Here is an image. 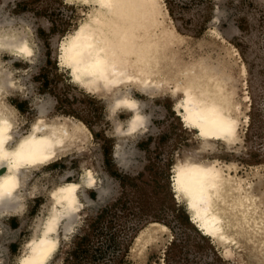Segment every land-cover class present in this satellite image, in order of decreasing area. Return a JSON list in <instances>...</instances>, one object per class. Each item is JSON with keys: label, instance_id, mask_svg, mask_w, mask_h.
Masks as SVG:
<instances>
[{"label": "rangeland", "instance_id": "obj_1", "mask_svg": "<svg viewBox=\"0 0 264 264\" xmlns=\"http://www.w3.org/2000/svg\"><path fill=\"white\" fill-rule=\"evenodd\" d=\"M163 1L170 17L166 37L182 65L204 58L215 68L223 66L217 68L223 73L234 71L232 67L241 71L243 86L236 88L242 107L240 140L227 150L215 142V150L203 152L205 160L215 157L225 169L231 165L228 175L251 183L264 221V0ZM90 6L79 0H0V31L24 34L33 47L28 62L0 52L2 65L20 85L16 93L3 96L16 107L19 128L25 131L40 111L49 120L62 115L81 120L91 132L83 148L70 147L33 171L21 214L2 220L0 264H14L20 243L45 209L52 182L74 178L83 164L98 171L101 179L96 188L82 192L81 216L50 264H264V257L258 258L264 249L255 251L257 258L234 249L224 254L184 213L175 197L173 170L177 157L193 142L166 95L130 89L140 101L144 124L118 141L109 132L126 113L119 109L107 114L105 94L70 81L58 61L59 39ZM211 28L221 38H214ZM154 217L169 220L174 229L160 222L167 228L160 226L153 234Z\"/></svg>", "mask_w": 264, "mask_h": 264}, {"label": "bare ground", "instance_id": "obj_2", "mask_svg": "<svg viewBox=\"0 0 264 264\" xmlns=\"http://www.w3.org/2000/svg\"><path fill=\"white\" fill-rule=\"evenodd\" d=\"M79 1L91 6L58 45V61L70 81L80 89L105 94L107 114L119 109L126 113L125 120L114 121L109 132L118 141L144 124L140 101L130 89L166 95L193 142L174 164L175 197L190 221L224 254L234 249L257 258L255 251L264 249V221L253 186L228 175L231 165L225 169L215 157L205 160L203 152L215 150V142L227 150L240 140L242 107L236 88L243 86L238 79L241 71L232 67L234 71L223 73L217 70L223 66L215 68L204 58L182 65L180 55L171 49L172 40L166 37L170 17L163 0ZM210 32L221 38L215 28ZM0 52L10 60L28 62L33 47L27 36L8 29L0 31ZM18 87L12 70L0 61V219L22 209L31 193L33 171L70 147L83 148L91 136L81 120L63 115L49 120L40 111L22 131L16 107L3 99ZM100 179L98 171L83 164L74 178L52 182L45 209L20 243L14 264H50L81 216L82 192L96 188ZM150 223L156 230L153 234L160 226L167 228L158 221Z\"/></svg>", "mask_w": 264, "mask_h": 264}, {"label": "trees", "instance_id": "obj_3", "mask_svg": "<svg viewBox=\"0 0 264 264\" xmlns=\"http://www.w3.org/2000/svg\"><path fill=\"white\" fill-rule=\"evenodd\" d=\"M170 14H171V12H170ZM174 217H175V218H178V217H179L178 213H175V214H174ZM153 220H155V221H159V222H162V223L166 224L171 230L174 229L173 224H171V223L169 222V220H166V219H164V218H160V217H154ZM84 238H85V236H83V237L81 238V240L79 241V243H78L76 249H78V248L80 247V245L82 244ZM174 244H175V243L173 242V245H174Z\"/></svg>", "mask_w": 264, "mask_h": 264}, {"label": "crops", "instance_id": "obj_4", "mask_svg": "<svg viewBox=\"0 0 264 264\" xmlns=\"http://www.w3.org/2000/svg\"><path fill=\"white\" fill-rule=\"evenodd\" d=\"M20 211L21 210H16V211H13V212H11V214H8V216L6 217L5 215H4V217H2L1 219H0V235H2V221L1 220H3L4 218H10V217H14V216H17V214L18 213H20ZM21 214V213H20ZM0 240H1V236H0ZM1 258H0V262H1Z\"/></svg>", "mask_w": 264, "mask_h": 264}]
</instances>
